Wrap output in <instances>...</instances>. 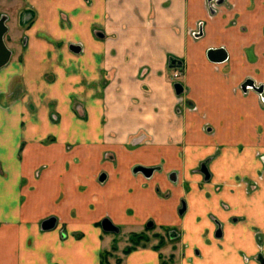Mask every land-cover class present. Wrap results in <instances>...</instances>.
Wrapping results in <instances>:
<instances>
[{
	"label": "rangeland",
	"instance_id": "obj_1",
	"mask_svg": "<svg viewBox=\"0 0 264 264\" xmlns=\"http://www.w3.org/2000/svg\"><path fill=\"white\" fill-rule=\"evenodd\" d=\"M21 1L12 6L13 0H0V16L17 15L7 26L4 19L10 57L0 67V264L4 232L24 233L21 229L28 237L26 249L51 231L62 240L68 234L98 235L99 264H129L140 248L154 250L158 264H261L264 230L258 217L249 216L248 201H257L264 187V0H223L214 13V0H141L145 10L124 8L115 27L109 16L102 23L95 13L93 37L108 43L118 37V26L123 36L133 21L153 22L162 31L157 21L166 9L168 39L154 44L148 60L131 74L107 64L86 73L88 78L66 66L67 59L84 54L82 39L65 38L71 12L50 8L59 28L42 30L38 3L44 0ZM80 1L96 10L104 3ZM174 1L183 4L187 17L171 9ZM191 17L194 22L187 20ZM183 19L189 39L182 42L177 36ZM69 44L81 51L73 52ZM214 45L226 48V62L207 60L205 50ZM125 80L132 84L129 90L122 88ZM224 80L227 92L220 91L223 84L216 88ZM247 82L253 86L243 87ZM52 155H68L76 163L79 156L97 158L103 166L88 175L75 173L79 188L66 204L69 196L62 191L38 189L53 177ZM135 166L152 168L151 176L133 172ZM121 175L129 180L117 190L125 203L118 211L100 202L97 190L104 187L106 194ZM87 180L96 187L85 190ZM134 184L146 188L135 190ZM182 202L186 209L178 214ZM49 217L56 224L43 230L41 222ZM103 218L118 231L103 232ZM241 223L247 233L234 241L237 229L231 228ZM42 242L44 248L49 238ZM67 246L63 264H83L78 247Z\"/></svg>",
	"mask_w": 264,
	"mask_h": 264
},
{
	"label": "crops",
	"instance_id": "obj_2",
	"mask_svg": "<svg viewBox=\"0 0 264 264\" xmlns=\"http://www.w3.org/2000/svg\"><path fill=\"white\" fill-rule=\"evenodd\" d=\"M20 0H13L12 6L14 5L15 2H18ZM32 0H29V2ZM39 1V0H38ZM148 1V0H146ZM152 1H158V0H152ZM22 4L24 3V0L21 1ZM37 4V0H34ZM141 0H104V3H102L101 8H98L97 10L94 8H84L85 6L83 3L81 4L80 0H44V1H39L38 6H39V15H40V21H39V27L42 30H51L55 32L56 28H59L57 21H55L56 26H54L53 21H51V9H54V7H62L66 9L69 13V17L71 19V27L69 30L65 32V38H79L82 39V46L84 49V54L81 57H76L79 58L77 60H74L75 58L73 57V60L71 59H65L69 65H66L69 67V72L71 73H76L74 70H79L82 71L81 74L83 77L88 78L89 76L86 74L88 72H93L97 68H100L102 66H107V64H115L118 65L117 67L120 66L119 69L123 72L125 75L127 72L132 73L131 69L138 63L146 62L148 60L149 55H151V52L153 50V45L157 44L159 40L162 41L164 40V37L166 36L165 40L168 39V30L165 29L164 24L168 22L165 21V17H168V11L165 9L161 12V16L159 17L158 21H162L163 24V30L161 31L158 27L157 24L154 25V23H150V26L148 25H143L137 24L140 22H132L128 25V28L126 29V34L125 35H120L121 29L119 27V33L118 37L114 39L112 42H104L102 40H97L93 37L92 31H91V26H90V19L93 14H98L100 15L99 18H97L99 21H102V23L105 22V16H109V21H111L114 24V27L118 24L119 22V17L121 12L123 11L124 8L128 7L131 10H137L142 13L145 8H143L140 4ZM177 2H180V0H177ZM161 3V2H160ZM183 3V2H182ZM53 4V5H52ZM140 7L138 8V6ZM183 4H181L182 7ZM3 6H9L7 3ZM158 7V5H157ZM178 4L176 1H174L171 4V9H178L183 10L185 17L188 15L186 14V8L183 6V9ZM11 8V7H9ZM80 8V10L78 9ZM78 10V11H77ZM3 13V12H1ZM5 15L6 20H5V25L6 22L11 18L12 20H15L17 18L16 14H13L12 16H9L6 12L3 13ZM1 17V16H0ZM19 19V17H18ZM77 20H81V24L77 23ZM178 19H175L176 21ZM189 22H194L195 18L191 17ZM183 26H181V33L177 36L178 39H181V41H187L189 39L187 37V32H186V20L183 19L180 21ZM136 23V24H135ZM116 24V25H115ZM146 24V23H145ZM170 24V23H169ZM7 26V25H6ZM107 28V25L105 26ZM7 28V27H6ZM39 28V30H40ZM184 29V30H183ZM81 37V38H80ZM101 38L103 36H100ZM69 40V39H68ZM160 43V42H159ZM71 45V44H69ZM77 45V44H73ZM216 46H209L206 48H215ZM218 47H223V46H218ZM225 48V47H224ZM226 49V48H225ZM206 50H205V56H206ZM81 51V47L79 52ZM227 51V50H226ZM77 52V53H79ZM33 53V52H32ZM38 53V52H37ZM36 54V52L34 53ZM207 58V57H206ZM229 58V55H228ZM208 60V59H207ZM228 60V59H227ZM226 60V61H227ZM209 61V60H208ZM225 61V62H226ZM210 62V61H209ZM212 63V62H210ZM103 64V65H102ZM122 74V75H123ZM64 79V78H62ZM86 82L87 87L89 86L90 80H87ZM128 80H125L122 82V88L129 90L131 88L130 86L132 85ZM75 81L70 82V86L72 87ZM135 83V82H134ZM223 84V85H222ZM220 85H222V88H219L221 92H227V84L226 81H222L216 88H218ZM137 86V84H136ZM123 96H126V94H123ZM235 97V96H234ZM233 98V97H232ZM123 98L121 101L122 103L125 102ZM240 106V104H238ZM143 115H146V109L142 110ZM141 111V112H142ZM240 111V110H239ZM242 112L244 110H241ZM247 109L245 110V112ZM244 117V116H243ZM144 121L145 118H143ZM221 125V124H220ZM223 126V125H222ZM225 126V125H224ZM232 134L231 126L227 128L225 136L228 137ZM119 138V137H118ZM114 139L112 140V142ZM217 141V139H216ZM109 143V141H108ZM59 155H52V158L54 160L53 164H55V167L52 169V173H59V175H62L63 172L66 171L64 168V163L66 161H69L70 165L68 168L69 172H71L73 169H76L75 173H79L80 175H88L90 170L83 172V168L80 167L81 162H84L85 160L91 158H83L79 156L78 159H80L79 166L73 164L71 161L70 156L65 155L66 157L63 158L61 161L57 160V157ZM97 160V158H95ZM232 161V160H231ZM62 162V163H61ZM234 162L232 161L230 164H233ZM81 169V170H80ZM68 172V170H67ZM74 173V174H75ZM78 174V175H79ZM77 175V176H78ZM79 177V176H78ZM61 182L58 184L60 185ZM88 184H92L93 182H90L87 180ZM75 185V184H74ZM84 185V184H83ZM61 186V185H60ZM60 186H56L53 188V191L60 190L64 193V191L61 189ZM78 185H75L77 187ZM74 187V188H75ZM79 188V187H78ZM93 188V187H92ZM100 190H97L98 192H101L99 196L104 204V199H105V190L104 187L101 188L99 187ZM77 188H75L76 190ZM98 189V187H97ZM106 189V188H105ZM52 190V189H51ZM86 190V189H85ZM89 190V189H88ZM66 192V191H65ZM67 193V192H66ZM68 195V194H67ZM69 196V195H68ZM75 197V195H74ZM258 199L255 202L248 201V212L249 216L251 217H258V224L263 227L264 230V187L262 190L257 195ZM72 199V198H71ZM74 199V198H73ZM70 198L68 201L65 203H70L71 201ZM107 204V203H105ZM111 206V205H109ZM113 207V206H112ZM116 209V207L114 208ZM118 210V209H117ZM119 211V210H118ZM34 227V226H33ZM245 227V228H244ZM240 228V229H239ZM15 229V228H14ZM233 230H236V234H233L232 239L235 240L237 238V232L242 231L241 234V239L242 241L243 236L245 233H247L246 224L241 223L237 225H233L232 228ZM24 233H19L17 232L16 234H8L5 233L2 236V258L1 262L2 264H59L58 261H61V264H63V256L61 253L67 254L70 251V248L67 245H70L72 248L77 246L78 247V253L81 257L82 263L83 264H99V252H100V245H101V239L98 235H90V237H82L80 239H75L73 235L68 234V236L65 238V240H62L63 238H59V235L57 231H51L47 232L44 235H38L37 238H34L35 243L33 248L26 249L25 246L27 245V240L28 237H26L24 234L26 232L21 229ZM14 232V230H13ZM33 233V232H32ZM41 233V232H40ZM70 233V232H69ZM43 237L49 238V243L45 245L44 248H42L43 244ZM70 238V239H68ZM236 241V240H235ZM239 241V240H237ZM73 250V249H72ZM58 253V254H57ZM60 255V256H59ZM61 257V258H60ZM68 257V256H67ZM70 258V257H68ZM90 258V259H89ZM130 263L129 264H158V257L157 253L150 249L146 248H140V250H136L131 254L130 257ZM61 259V260H60ZM58 260V261H57Z\"/></svg>",
	"mask_w": 264,
	"mask_h": 264
},
{
	"label": "flooded vegetation",
	"instance_id": "obj_3",
	"mask_svg": "<svg viewBox=\"0 0 264 264\" xmlns=\"http://www.w3.org/2000/svg\"><path fill=\"white\" fill-rule=\"evenodd\" d=\"M215 2L213 3V8H212V13H214V11H215V6L216 5H218V4H220V3H222L223 2V0H214ZM217 8V7H216ZM214 15V14H213ZM216 48V47H215ZM224 48V47H223ZM226 50V49H225ZM227 52V51H226ZM227 59H228V52H227ZM226 59V60H227ZM225 60V61H226ZM224 61V62H225ZM223 63V62H222ZM247 84V85H246ZM253 86V84L250 82H247V83H245L244 85H243V87H245V88H247V86ZM66 156L65 155H59L58 157H57V160L58 161H61L63 158H65ZM71 161L73 162V164H75V165H78L79 164V162H74L72 159H71ZM85 168L83 169V172H86V171H88V170H90V169H92V168H96V167H99L100 165H102L103 166V163L101 162V161H99V160H95V158H89V159H87V160H85ZM69 165H70V163H69V161H66L65 163H64V168L66 169V171L65 172H63L62 173V175H59V173H55V172H53V177H52V179H49V180H47V179H44V180H42V182L40 183V186H39V191L42 193V192H47L49 189H53L54 187H56V186H60L61 187V189L64 191V193L65 194H68L69 195V198H70V200H72L73 199V197H74V195H76V192H74V189L75 188H78L79 186H77V187H75V185H74V180L75 179H79V177L78 176H75V171H76V169H73L71 172H69V169H68V167H69ZM105 165L107 166V167H109L110 166V164L109 163H105ZM136 167V166H135ZM148 168V167H147ZM134 169V168H133ZM67 170H68V172H67ZM152 171H153V169H152ZM134 172V171H133ZM138 172V171H137ZM137 172H135V173H137ZM142 173V172H141ZM143 174V173H142ZM152 174V173H151ZM144 175V174H143ZM104 176V175H103ZM145 176V175H144ZM151 176V175H150ZM150 176H148V177H150ZM101 177H102V175H101ZM100 177V178H101ZM121 177V180H118V184H114V185H108L107 187H108V191L106 192V194H105V199H104V203H107L108 205H111V206H113L114 208L116 207V209H118V208H120V207H123V205L125 204V203H121L122 201V199H123V197L121 198V196L122 195H120V194H118L117 193V190L118 189H120L121 188V186L122 185H124L125 184V181H128L129 179H128V177H125L124 175H121L120 176ZM145 177H147V176H145ZM105 178V176L103 177V179ZM117 178H119V177H117ZM103 179H101V180H103ZM90 181V180H89ZM59 182H61L60 183V185L58 184ZM90 182H92V181H90ZM92 184H94V183H92ZM144 184H142V185H138V184H134L133 186H134V189L136 190L137 188H138V186H141L140 187V189H145L146 187L145 186H143ZM84 188L86 189V190H88V189H91L92 187H94V185H90V184H88V183H85L84 185ZM75 187V188H74ZM67 193H66V192ZM140 192V191H139ZM139 197L141 196V195H138ZM127 197V196H126ZM72 198V199H71ZM134 198H135V195H134ZM146 198V197H145ZM139 199V198H138ZM148 201H150V199H147ZM184 207V209H183V211L182 212H180V210L182 209ZM185 209H186V205H185V203L184 202H182L181 203V206L178 208V214H182V213H184L185 212ZM150 211H146L145 210V213L146 214H150L149 213ZM55 224H56V222H55ZM150 224L151 223H148V226H150ZM100 227H101V225H100ZM103 231V230H102ZM104 232V231H103ZM241 234H242V231H241V233H240V231L239 232H237V238L235 239L236 241L237 240H240L241 239ZM215 235L216 236H219L220 235V231H216V233H215ZM234 240V241H235Z\"/></svg>",
	"mask_w": 264,
	"mask_h": 264
},
{
	"label": "water",
	"instance_id": "obj_4",
	"mask_svg": "<svg viewBox=\"0 0 264 264\" xmlns=\"http://www.w3.org/2000/svg\"><path fill=\"white\" fill-rule=\"evenodd\" d=\"M5 18H6L5 15L0 17V67L4 65L10 57V51L5 46V43L3 42V34L7 30L6 26L4 25ZM69 48L75 53L79 52L80 50L79 45L71 44L69 45ZM206 57L212 63H222L227 59V52L225 48L223 47L209 48L206 50ZM133 171L134 172L140 171L145 176L148 177L152 173V168L136 166L134 167ZM201 172L204 174L205 179L209 178L210 175L205 165L201 166ZM103 177L104 176L102 175L100 179H103ZM183 209L184 207L180 210V212H182ZM55 222H56V219L54 217H49L47 219H44L41 222V228L43 230L52 229L55 226ZM100 225H101V229L104 232H117L118 231V228L108 218H103L100 222ZM260 263L264 264V260L260 259Z\"/></svg>",
	"mask_w": 264,
	"mask_h": 264
},
{
	"label": "trees",
	"instance_id": "obj_5",
	"mask_svg": "<svg viewBox=\"0 0 264 264\" xmlns=\"http://www.w3.org/2000/svg\"><path fill=\"white\" fill-rule=\"evenodd\" d=\"M104 255V254H103Z\"/></svg>",
	"mask_w": 264,
	"mask_h": 264
}]
</instances>
